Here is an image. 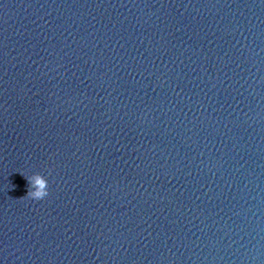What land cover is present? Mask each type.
I'll list each match as a JSON object with an SVG mask.
<instances>
[{"label":"clouds","instance_id":"1","mask_svg":"<svg viewBox=\"0 0 264 264\" xmlns=\"http://www.w3.org/2000/svg\"><path fill=\"white\" fill-rule=\"evenodd\" d=\"M24 178L27 181L28 190H27L26 196L28 198L38 201L48 196L49 194L48 193V181L43 175L35 174L31 177H24ZM13 187L15 186L13 185Z\"/></svg>","mask_w":264,"mask_h":264}]
</instances>
